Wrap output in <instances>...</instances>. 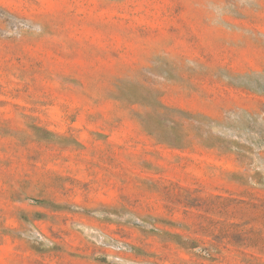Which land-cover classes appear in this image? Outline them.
<instances>
[{
    "label": "rangeland",
    "instance_id": "1",
    "mask_svg": "<svg viewBox=\"0 0 264 264\" xmlns=\"http://www.w3.org/2000/svg\"><path fill=\"white\" fill-rule=\"evenodd\" d=\"M0 264H264V0H0Z\"/></svg>",
    "mask_w": 264,
    "mask_h": 264
}]
</instances>
